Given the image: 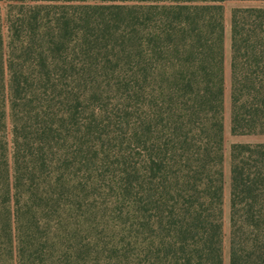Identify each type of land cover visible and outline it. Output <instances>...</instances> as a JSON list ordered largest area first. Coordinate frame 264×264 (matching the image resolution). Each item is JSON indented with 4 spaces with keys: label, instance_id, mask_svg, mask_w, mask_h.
<instances>
[{
    "label": "trees",
    "instance_id": "obj_1",
    "mask_svg": "<svg viewBox=\"0 0 264 264\" xmlns=\"http://www.w3.org/2000/svg\"><path fill=\"white\" fill-rule=\"evenodd\" d=\"M229 1L264 3L0 0V264H224ZM163 82L141 121L106 93ZM230 133L264 136V6L231 12ZM229 164V264H264V142Z\"/></svg>",
    "mask_w": 264,
    "mask_h": 264
},
{
    "label": "rangeland",
    "instance_id": "obj_2",
    "mask_svg": "<svg viewBox=\"0 0 264 264\" xmlns=\"http://www.w3.org/2000/svg\"><path fill=\"white\" fill-rule=\"evenodd\" d=\"M264 6V3L259 2H241L229 1L224 4L225 7V25H226V97H225V171H226V198H225V237H224V264H229V163H230V147L234 142H264V136H243L233 137L230 133V19L231 12L237 7H255ZM144 86V85H143ZM162 86V87H161ZM161 87V88H160ZM144 87L141 94L134 96L130 94L131 99L121 96V92L113 89L108 90L106 93L110 96L111 101L118 109L129 107L133 109L132 118L141 121L148 113L154 116V112L158 111L156 106L155 97L158 96L159 103L163 101L166 95V82L156 86ZM161 92V97H160ZM164 93V95H163ZM155 96V97H154ZM163 96V97H162ZM158 103V105H159ZM140 117V118H139ZM132 147V146H131ZM136 151L133 155L141 152V148L134 147ZM143 152V151H142ZM108 179V178H106Z\"/></svg>",
    "mask_w": 264,
    "mask_h": 264
}]
</instances>
